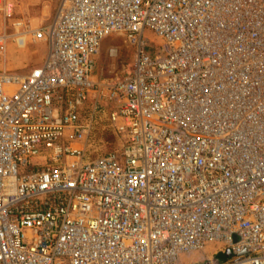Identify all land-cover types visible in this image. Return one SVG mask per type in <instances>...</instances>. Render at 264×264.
<instances>
[{
  "label": "built area",
  "instance_id": "obj_1",
  "mask_svg": "<svg viewBox=\"0 0 264 264\" xmlns=\"http://www.w3.org/2000/svg\"><path fill=\"white\" fill-rule=\"evenodd\" d=\"M58 1L20 32L43 63L0 71V264H176L208 241L224 248L204 264H264V0ZM17 2L0 0L6 18ZM115 34L135 56L105 86ZM100 99L121 147L91 159Z\"/></svg>",
  "mask_w": 264,
  "mask_h": 264
},
{
  "label": "rangeland",
  "instance_id": "obj_2",
  "mask_svg": "<svg viewBox=\"0 0 264 264\" xmlns=\"http://www.w3.org/2000/svg\"><path fill=\"white\" fill-rule=\"evenodd\" d=\"M17 1L11 19L6 18L0 11V33H6L9 36L6 52L0 53V71L27 73L34 65L42 63L45 49L43 43H32L29 35H18L17 31L23 33L43 26L51 20L59 1ZM18 24H22V26L17 27ZM145 42L151 59H154L164 46V41L158 38L151 29L145 31ZM134 56L135 48L123 34L108 37L102 43L96 57L93 80L105 86L123 80L131 72ZM92 99L83 113L85 119L88 120H90L96 103L95 98ZM103 101L100 99L98 102V111L87 147V157L91 159L117 152L121 147L120 136L108 119L110 106ZM102 104H104L103 107H101ZM223 248L224 245L219 241H208L200 250L180 254L176 264H204ZM215 258L220 263H226L231 259L227 252L219 253Z\"/></svg>",
  "mask_w": 264,
  "mask_h": 264
},
{
  "label": "crops",
  "instance_id": "obj_3",
  "mask_svg": "<svg viewBox=\"0 0 264 264\" xmlns=\"http://www.w3.org/2000/svg\"><path fill=\"white\" fill-rule=\"evenodd\" d=\"M56 10H57V6H56V8H55V11H54V14H53L51 20H49L47 23H45V24H44L43 26H41V27L47 26L48 24L51 23V21L53 20L54 15H55V13H56ZM41 27H38V28H41ZM43 46H44V49H45V55H46V53H47V45H46V43H43ZM45 55H44V58H45ZM44 58H43V61H44ZM43 61H42V63H43ZM42 63H41V64H42ZM41 64L34 65L33 68L39 67ZM33 68H32V69H33ZM32 69H30L28 72H30ZM28 72H27V73H28Z\"/></svg>",
  "mask_w": 264,
  "mask_h": 264
},
{
  "label": "bare ground",
  "instance_id": "obj_4",
  "mask_svg": "<svg viewBox=\"0 0 264 264\" xmlns=\"http://www.w3.org/2000/svg\"><path fill=\"white\" fill-rule=\"evenodd\" d=\"M21 24L16 25L17 27H20ZM21 32V31H20ZM19 31H17V34H21Z\"/></svg>",
  "mask_w": 264,
  "mask_h": 264
}]
</instances>
